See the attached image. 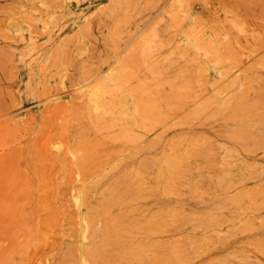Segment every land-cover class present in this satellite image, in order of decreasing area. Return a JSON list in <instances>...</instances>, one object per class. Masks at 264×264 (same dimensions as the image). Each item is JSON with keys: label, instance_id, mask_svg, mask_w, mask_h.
<instances>
[{"label": "rangeland", "instance_id": "rangeland-1", "mask_svg": "<svg viewBox=\"0 0 264 264\" xmlns=\"http://www.w3.org/2000/svg\"><path fill=\"white\" fill-rule=\"evenodd\" d=\"M98 262L264 264V0H0V264Z\"/></svg>", "mask_w": 264, "mask_h": 264}, {"label": "bare ground", "instance_id": "bare-ground-1", "mask_svg": "<svg viewBox=\"0 0 264 264\" xmlns=\"http://www.w3.org/2000/svg\"><path fill=\"white\" fill-rule=\"evenodd\" d=\"M97 87V86H96ZM95 87V88H96ZM98 89V87L96 88V90ZM122 90V89H121ZM98 91V90H97ZM89 93H92V91L91 92H89ZM93 94V93H92ZM107 94V93H106ZM109 95V94H108ZM95 97H96V95H94ZM93 96V97H94ZM84 97V96H83ZM98 97V96H97ZM104 98V97H103ZM225 99V98H224ZM127 100V99H126ZM95 102L97 101V100H94ZM131 101V100H130ZM86 102V101H85ZM141 103V102H140ZM86 104V103H85ZM131 104V103H130ZM95 105V104H94ZM242 105V104H241ZM96 106V105H95ZM199 108V107H198ZM129 109V108H128ZM200 109H201V107H200ZM225 109V108H224ZM77 110V109H76ZM101 110V109H100ZM222 111V110H221ZM76 114V113H75ZM112 114V113H111ZM200 115V114H199ZM83 116V115H82ZM101 120V119H100ZM104 121V120H103ZM232 121V120H231ZM238 140V139H237ZM197 141V140H196ZM190 142V141H189ZM197 147V146H196ZM198 148V147H197ZM86 150V149H85ZM225 151V150H224ZM86 158V157H85ZM84 159V158H83ZM183 159V158H182ZM89 160V159H88ZM170 160V159H169ZM86 161V160H85ZM106 161V160H105ZM166 161V160H165ZM58 162V161H57ZM56 162V163H57ZM59 163V162H58ZM60 163H62V162H60ZM74 163V162H73ZM83 163V162H82ZM84 164V163H83ZM82 164V165H83ZM90 165V164H89ZM106 165V164H105ZM178 165V164H177ZM57 166V165H56ZM59 166H60V164H59ZM58 166V167H59ZM76 166H77V164H76ZM93 166V165H92ZM97 166V165H96ZM167 166V165H166ZM70 167V166H69ZM82 167V166H81ZM80 167V168H81ZM86 167V166H85ZM87 167H88V165H87ZM86 167V168H87ZM102 167V166H101ZM76 168V167H75ZM84 170L86 169V168H84V167H82ZM81 168V169H82ZM50 169V168H49ZM56 169V168H55ZM124 169V168H123ZM183 170V169H182ZM55 171V170H54ZM76 171H77V169H76ZM170 171V170H169ZM36 172V171H35ZM44 172V171H43ZM139 172V171H138ZM166 172H168V170L166 171ZM161 174V173H160ZM168 174V173H167ZM51 175H53L52 174V172H51ZM163 176V175H162ZM209 176V175H208ZM125 178V177H124ZM197 178V177H196ZM166 180V179H165ZM172 180V179H171ZM177 181V180H176ZM171 182V181H170ZM134 185V184H133ZM110 188V187H109ZM100 190V189H99ZM120 193H121V191H119ZM138 193V192H137ZM111 194V193H110ZM139 194V193H138ZM86 196V195H85ZM101 196V195H100ZM123 196V195H122ZM141 198V197H140ZM111 199V198H110ZM142 199V198H141ZM108 200V199H107ZM104 201H106V200H104ZM103 201V202H104ZM112 201L113 202H122V203H124L125 201H126V199H124V198H120V197H114L113 199H112ZM110 203H111V200H110V202H109V205H110ZM100 204V203H99ZM104 204V203H103ZM113 205H115V204H113ZM112 205V206H113ZM93 206V205H92ZM104 206H106L105 204H104ZM95 208V207H94ZM66 210H67V208H66ZM133 211V210H132ZM78 212H80V210L78 211ZM75 213V212H74ZM73 213V217H75V215L77 214V212L74 214ZM70 214V213H69ZM80 214V213H79ZM166 215H168V214H166ZM70 216V215H69ZM71 216H72V214H71ZM92 216V215H91ZM90 216V217H91ZM84 217H86V216H84ZM77 218V217H76ZM75 218V219H76ZM87 218V217H86ZM156 218V217H155ZM74 219V218H73ZM73 219H70L71 221L73 220ZM74 219V220H75ZM83 219V218H82ZM131 219V218H130ZM82 221V220H81ZM116 221L117 222H114L112 225H111V227L110 228H107V229H104L103 231H102V233H100V235H99V240L101 239V242L102 241H107V240H113V241H120V240H122V237H123V233H124V229H123V227L121 226V224L119 223V218H117L116 219ZM73 222V221H72ZM76 222V221H75ZM84 222V221H83ZM106 222V221H105ZM74 223V222H73ZM88 223V222H87ZM172 223V222H171ZM74 224H76V223H74ZM77 225V224H76ZM146 225V224H145ZM88 226V225H87ZM132 226V225H131ZM36 227V226H35ZM86 227V226H85ZM161 227V226H160ZM87 229H88V227H87ZM85 231V229L83 230V232ZM87 233V232H86ZM128 233H130V232H128ZM127 233V234H128ZM36 234V233H35ZM36 236V235H35ZM127 236V235H126ZM129 236V235H128ZM127 236V238H129ZM124 238V237H123ZM126 238V237H125ZM75 239V238H74ZM79 241V240H78ZM76 243V242H75ZM97 244H98V242H96ZM116 244V243H115ZM121 244V243H120ZM37 245V244H36ZM78 245V244H77ZM99 245H100V243H99ZM81 246V245H80ZM100 250H101V245L98 247V248H92V247H89L88 249H87V252H89V254L92 256V257H94V259H96L97 261L99 260V258H101V255H100ZM116 252V251H115ZM143 253V252H142ZM78 254V253H77ZM81 255V254H80ZM134 255V254H133ZM137 255V254H136ZM116 257V256H115ZM149 258V257H148ZM80 259H82V258H80ZM130 260V259H129ZM97 264H99V262L97 263Z\"/></svg>", "mask_w": 264, "mask_h": 264}]
</instances>
